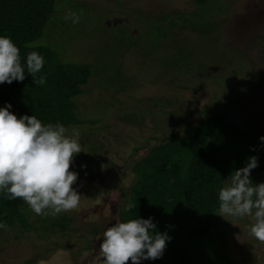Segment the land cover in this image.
<instances>
[{"label":"rangeland","instance_id":"obj_1","mask_svg":"<svg viewBox=\"0 0 264 264\" xmlns=\"http://www.w3.org/2000/svg\"><path fill=\"white\" fill-rule=\"evenodd\" d=\"M204 1H53L41 40L68 60L92 64L74 98L83 122L66 126L80 132L83 152L70 171L78 174L81 201L46 217L27 205L22 220L2 230L15 240L0 247V264H23L34 241L52 248L37 264H103V233L120 222L136 179L132 166L150 148L218 112L264 129V0ZM68 11L79 23L65 20ZM227 218L236 263L264 264V242L249 234L251 218ZM43 225L51 228L46 235L37 230Z\"/></svg>","mask_w":264,"mask_h":264},{"label":"trees","instance_id":"obj_2","mask_svg":"<svg viewBox=\"0 0 264 264\" xmlns=\"http://www.w3.org/2000/svg\"><path fill=\"white\" fill-rule=\"evenodd\" d=\"M53 1L0 0V36L10 37L19 48L22 64L32 51L42 55L45 63L36 78L46 77L41 86H36L27 72L22 82L0 84V108L11 104L9 111L18 118L35 115L43 124L66 127L83 122L76 113L74 98L92 76V64L68 60L65 50H58L45 38L41 40ZM181 132L170 133L134 163L136 179L127 199L135 207L123 208L120 222L151 217L155 231L166 232L171 238L161 258L141 260L140 264H237L227 245L231 220L216 215L218 193L230 174L245 167L252 156L257 157L258 166L250 179L253 184L264 183V141L259 139L264 129H247L230 121L228 113L218 112ZM26 206L21 198L8 200L0 194V222L12 225L22 220ZM39 228L45 235L51 229L46 225ZM2 230L0 247L8 248L15 235L7 240ZM34 242L30 245L33 256L28 255L24 263L19 260L23 264H37L38 256L52 249Z\"/></svg>","mask_w":264,"mask_h":264},{"label":"clouds","instance_id":"obj_3","mask_svg":"<svg viewBox=\"0 0 264 264\" xmlns=\"http://www.w3.org/2000/svg\"><path fill=\"white\" fill-rule=\"evenodd\" d=\"M65 20L79 23L80 16L68 11ZM45 60L36 51L27 54L21 63L19 48L10 37L0 36V84L24 81L25 72L36 86L46 83L37 77ZM7 104L0 108V194L5 199L21 198L37 215L56 216L77 209L81 195L74 185L78 174L70 171L74 157L83 152L78 129L60 123L43 124L35 115L17 117ZM264 141V136L259 138ZM258 166L256 156L248 158L245 167L230 174L219 189L216 215L237 219L250 217L249 234L264 242V183L253 184L251 171ZM135 204L129 203L131 210ZM152 218L116 222L103 233L99 254L103 264H140L141 260L162 257L167 233L155 231ZM0 229H7L0 222Z\"/></svg>","mask_w":264,"mask_h":264}]
</instances>
